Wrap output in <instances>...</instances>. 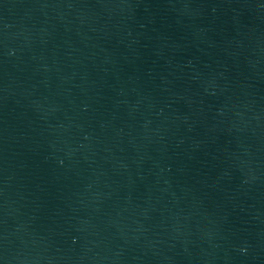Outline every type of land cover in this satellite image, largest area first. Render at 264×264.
Returning a JSON list of instances; mask_svg holds the SVG:
<instances>
[{
    "label": "water",
    "instance_id": "1",
    "mask_svg": "<svg viewBox=\"0 0 264 264\" xmlns=\"http://www.w3.org/2000/svg\"><path fill=\"white\" fill-rule=\"evenodd\" d=\"M0 264H264V0H0Z\"/></svg>",
    "mask_w": 264,
    "mask_h": 264
}]
</instances>
